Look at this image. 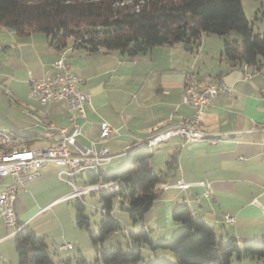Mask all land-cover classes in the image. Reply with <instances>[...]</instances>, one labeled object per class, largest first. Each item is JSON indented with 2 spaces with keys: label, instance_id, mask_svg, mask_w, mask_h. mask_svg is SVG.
I'll return each mask as SVG.
<instances>
[{
  "label": "crops",
  "instance_id": "crops-1",
  "mask_svg": "<svg viewBox=\"0 0 264 264\" xmlns=\"http://www.w3.org/2000/svg\"><path fill=\"white\" fill-rule=\"evenodd\" d=\"M60 57L82 79L78 90L91 95L85 116L65 101L42 104L29 98L30 73L36 78L52 76L53 63ZM188 80L224 82L233 87L234 94L221 93L207 105L201 128L208 138L182 144L179 137H173L154 148L150 163L155 172L165 171L174 155L177 163L175 169L162 173L159 187L163 193L154 204L164 214L153 211L150 228L163 230L167 236L179 226L170 219L173 207L187 203L194 217L213 226L224 241L235 239L242 245L264 237V139L256 130L264 122V61L260 68L232 63L223 54V38L214 34H204L194 50L177 43L128 57L118 50L89 53L73 47L72 41L60 49L43 32L19 35L0 25V129L18 135L35 133L28 144L42 147L59 140L60 127H67L71 134L76 122L81 130L78 143L90 146L98 139L101 122L107 121L113 132L96 147L108 146L114 157L103 169L123 167L133 143L193 114V108L182 100ZM59 171L46 165L42 176L18 193L19 224L32 227L34 220L70 200L65 199L72 191L69 177ZM179 182L188 186L179 187ZM227 214L233 221L226 219ZM163 218L166 225L160 221ZM57 224L67 239L60 219ZM40 226L32 229L41 234ZM14 236V228L6 226L0 214V261L10 260L1 264H18Z\"/></svg>",
  "mask_w": 264,
  "mask_h": 264
},
{
  "label": "trees",
  "instance_id": "trees-1",
  "mask_svg": "<svg viewBox=\"0 0 264 264\" xmlns=\"http://www.w3.org/2000/svg\"><path fill=\"white\" fill-rule=\"evenodd\" d=\"M0 25L19 35L43 32L52 44L66 48H84L89 53L118 50L128 57L152 49L154 46H173L183 43L196 49L204 34H218L223 38V54L235 64H250L260 68L264 61V34L256 33L243 7V0H0ZM237 32L240 42L229 34ZM33 141L35 133L19 134ZM155 152L146 141L133 143L126 151L127 164L115 170L102 167L87 172L91 184L113 182V186L96 189L102 202L104 216L99 234L92 231L91 239L98 247L112 234L122 229L114 217L115 200L126 204L134 222L144 221L146 213L162 195L159 184L163 174L176 168L174 155L167 169L155 172L150 159ZM82 197H77L76 221L88 223ZM172 219L179 224L169 238L154 240L151 228L143 225L130 231L125 247L121 243L102 250L101 256L89 262L69 257L66 264H140L142 250L168 249L176 262L156 259L145 264H232V259L264 257V237L248 240L224 241L215 228L201 218H195L191 207L181 203L173 207ZM18 264H57L49 251L45 235L24 225L14 236ZM144 264V263H143Z\"/></svg>",
  "mask_w": 264,
  "mask_h": 264
},
{
  "label": "built area",
  "instance_id": "built-area-1",
  "mask_svg": "<svg viewBox=\"0 0 264 264\" xmlns=\"http://www.w3.org/2000/svg\"><path fill=\"white\" fill-rule=\"evenodd\" d=\"M53 67L56 71L50 77L36 78L30 73L29 98L42 104L65 101L79 115L85 116L91 95L78 90L77 84L82 79L70 70L69 63L64 57L58 58L53 63ZM221 93L230 97L234 94V89L224 82L186 81L182 100L193 108V114L185 117L178 124L149 135L145 139L147 145L156 148L157 145L173 137H179L182 144L208 138V133L201 128L202 118L211 99ZM72 120L75 122L74 116ZM256 130L263 134L264 139V122L258 123ZM112 132V125L103 121L100 124L98 139L91 141L90 146H83L77 141L81 130L80 125L75 122L71 134H67V127L58 128L57 133L60 138L55 144L31 147L27 138L0 129V214L5 225L13 227L15 233L24 226L18 223L16 217L17 195L28 182L42 176L46 165L56 166L60 169L59 174L68 175L67 181L72 191L65 199L82 197L96 189L113 186V182L83 186L77 184V177L84 176L85 172L97 171L112 161L114 156L108 146L104 145L100 149L96 147V143L105 142ZM177 185L188 186L182 182ZM226 219L233 221V217L229 214L226 215ZM64 247L70 249L72 244L68 243Z\"/></svg>",
  "mask_w": 264,
  "mask_h": 264
},
{
  "label": "rangeland",
  "instance_id": "rangeland-1",
  "mask_svg": "<svg viewBox=\"0 0 264 264\" xmlns=\"http://www.w3.org/2000/svg\"><path fill=\"white\" fill-rule=\"evenodd\" d=\"M243 7L247 17L251 21L254 31L263 35L264 0H243ZM221 37L224 38V36ZM229 37L233 40L237 38L238 42H240L241 39V36L234 31L229 34ZM37 146L39 145L37 144ZM126 164L127 162L125 163V165ZM91 183L92 181L87 175V172L84 173V176L77 177L78 186L89 185ZM76 201L77 197L71 198L69 201H66L64 204H60L49 213L37 218L31 223V228H33V226H38V224L41 225L40 230L42 233L38 234L45 235L47 237L50 254L57 264H66L62 260L69 257L73 260V262H75L78 258H86L89 262H93L96 260V258H98V256H101L102 250L104 249H109L110 247L118 243H121L122 246L125 247L127 244L128 233L130 231H137L143 225H145L146 228H150L151 225L149 224V222H152V219L154 217L153 211L162 214V216L164 214L163 209H160V207H158L159 204H154L155 208L153 206L152 210L146 213L144 221L134 222L129 216L126 204L115 200L113 215L120 221L122 229L117 233L112 234L105 242L100 243L97 247L91 239L90 231H92L95 235L99 234V223L104 216V212L102 210V202L100 201L99 195L97 193H88L82 198L85 206V215L88 217V223L84 226H79L76 221ZM48 217H53V219L48 221ZM33 219L34 218H32L31 220ZM59 219L63 223V230L67 232V239L63 238L62 235H60L61 230L57 224ZM170 219L171 221H173L172 218ZM160 221L163 225H166L165 218ZM174 230L167 236L162 235L163 233L161 232H163V230H159L160 233L157 230H151L150 235L154 240H161L164 238H169L173 234ZM68 241L73 243L72 248H66V250H63L61 247L66 245ZM59 246H61L60 250L56 251V247ZM156 259H168L170 261L174 260L173 262H176L174 252H172L171 250L157 249L154 251L147 246L143 248L140 264L149 263ZM3 261H6V263H10V260L6 259L1 260L0 264L5 263ZM232 264H264V257H244L242 259H238L237 256H234L232 259Z\"/></svg>",
  "mask_w": 264,
  "mask_h": 264
}]
</instances>
